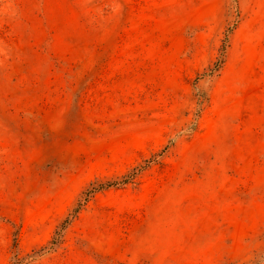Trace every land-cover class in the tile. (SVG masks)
Here are the masks:
<instances>
[{"label": "rangeland", "instance_id": "374dc122", "mask_svg": "<svg viewBox=\"0 0 264 264\" xmlns=\"http://www.w3.org/2000/svg\"><path fill=\"white\" fill-rule=\"evenodd\" d=\"M0 264H264V0H0Z\"/></svg>", "mask_w": 264, "mask_h": 264}, {"label": "trees", "instance_id": "16d2710c", "mask_svg": "<svg viewBox=\"0 0 264 264\" xmlns=\"http://www.w3.org/2000/svg\"><path fill=\"white\" fill-rule=\"evenodd\" d=\"M58 239L56 237L53 238L52 243H55Z\"/></svg>", "mask_w": 264, "mask_h": 264}]
</instances>
